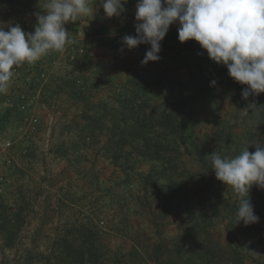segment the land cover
<instances>
[{
    "label": "rangeland",
    "instance_id": "obj_1",
    "mask_svg": "<svg viewBox=\"0 0 264 264\" xmlns=\"http://www.w3.org/2000/svg\"><path fill=\"white\" fill-rule=\"evenodd\" d=\"M136 3L128 0L121 16L108 18L99 0H91L93 12L66 25L75 43L15 68L8 90L0 93V264L187 262L180 244L185 215L164 208L156 175L147 178L152 162L131 155L116 163L105 155L106 128L111 126L107 120L112 121L117 88L124 86L129 70L149 80H186L185 65L207 52L194 40L181 43L179 25L173 24L161 42L160 60L142 65L144 55L122 44L125 35L136 34ZM36 13L44 11L29 4L18 14L0 15V22L19 23L33 32ZM151 94L156 96L155 86ZM259 96H251L255 106L248 107L237 88L220 84L208 91L188 107L192 124L186 140L191 144L220 132V145L225 146L231 132L241 150L249 146L254 152L255 144L263 145ZM103 113L109 114L104 124L99 120ZM180 158L202 182L194 187L195 194L200 196L206 187L205 194L212 192L209 176L216 184L214 170L204 177L194 154ZM226 186L238 207L239 194ZM249 197L259 217L257 230L237 222L236 215L229 231L228 217L216 219L220 223L213 229L214 238L231 243L238 255L248 254L244 264H263L260 252L247 253L239 245L248 240L246 229L264 232V189L253 185Z\"/></svg>",
    "mask_w": 264,
    "mask_h": 264
},
{
    "label": "trees",
    "instance_id": "obj_2",
    "mask_svg": "<svg viewBox=\"0 0 264 264\" xmlns=\"http://www.w3.org/2000/svg\"><path fill=\"white\" fill-rule=\"evenodd\" d=\"M149 48L150 45L141 44L131 50L145 55ZM185 66H188L186 80L174 78L165 80V77L149 80L139 75V72L129 70L132 73L126 83L117 88V99L110 110L113 112L112 121L107 120L111 126L106 128L108 138L105 143V155L116 163H120L126 156L135 155L134 157L142 161L154 164L147 178L150 181L156 175L157 185L163 192L161 199L164 208L170 209L169 213L180 210L185 215L182 226L184 241H180V244H183L181 249L188 257L185 264H244L248 254L238 255L237 250L232 249L231 243L225 245L214 238L213 229L220 223L216 222V219L219 221L226 217L230 219L229 226H225L226 231L236 223L235 210L238 208L236 205L238 201L231 196L232 189L217 179L215 184L214 176H209V182L215 186L212 192L208 190V194H205L204 191L208 188L206 187L200 196L195 194L194 187L201 186L202 182L196 179V174L184 165L180 157L194 154L201 169H204L205 177L209 173L214 175L209 157L211 153L216 151L221 156L232 157L241 152L236 138H233L234 135L230 131L224 141L225 146L220 145L221 139H218L220 132L214 133L213 136L207 134L191 144L188 143L186 133L192 124V111L188 107L220 84H225L228 88H237L241 93L247 85L234 82L229 77L227 68L211 61L207 54H198ZM212 80H216L215 86H210ZM153 86L156 87V96L151 94ZM250 99L251 96L248 100H241L243 106L249 105ZM20 100L23 103L21 98ZM257 106L264 145V93L258 97ZM108 116L109 114L105 113L100 116L102 124ZM85 120L91 121V117L85 116ZM179 170L182 171L181 174ZM186 176H193L195 182L191 183ZM191 196L198 201L192 202ZM252 225L255 228V223ZM246 230L248 240L239 245L247 253L260 252L264 264V232L255 234L250 228ZM235 240L237 241V238ZM236 255L241 258L237 260Z\"/></svg>",
    "mask_w": 264,
    "mask_h": 264
},
{
    "label": "clouds",
    "instance_id": "obj_3",
    "mask_svg": "<svg viewBox=\"0 0 264 264\" xmlns=\"http://www.w3.org/2000/svg\"><path fill=\"white\" fill-rule=\"evenodd\" d=\"M127 3L99 0L108 18L121 16ZM135 7L136 34L125 35L122 44L129 50L150 45L142 65L160 60L161 42L170 26L178 24L181 43L196 41L211 61L227 68L234 82L247 85L244 100L264 93V0H137ZM92 12L91 0H47L44 14H35L33 32L24 31L19 23L0 22V93L8 90L15 68L74 44L66 25ZM216 83L212 80L210 86ZM248 147L232 157L210 154L216 179L239 194L237 222L245 226L259 222L250 189L253 185L264 189V145L255 144L254 152Z\"/></svg>",
    "mask_w": 264,
    "mask_h": 264
},
{
    "label": "crops",
    "instance_id": "obj_4",
    "mask_svg": "<svg viewBox=\"0 0 264 264\" xmlns=\"http://www.w3.org/2000/svg\"><path fill=\"white\" fill-rule=\"evenodd\" d=\"M46 3L47 0H0V15L5 16L12 11L18 14L19 11L26 9L29 4H34L37 9L44 11Z\"/></svg>",
    "mask_w": 264,
    "mask_h": 264
}]
</instances>
